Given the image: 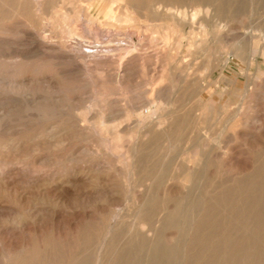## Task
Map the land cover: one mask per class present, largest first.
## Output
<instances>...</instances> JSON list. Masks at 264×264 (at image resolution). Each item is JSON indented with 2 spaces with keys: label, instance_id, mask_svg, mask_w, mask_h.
Here are the masks:
<instances>
[{
  "label": "rangeland",
  "instance_id": "obj_1",
  "mask_svg": "<svg viewBox=\"0 0 264 264\" xmlns=\"http://www.w3.org/2000/svg\"><path fill=\"white\" fill-rule=\"evenodd\" d=\"M167 8H171V12ZM194 11L197 13L192 17ZM237 54L243 61L239 62L235 58ZM159 88L161 90L166 88L162 91V95ZM0 90L2 93L0 94L2 122L0 138L5 136L8 138L5 137L0 141V155L6 157L11 154L9 158L15 159L5 163L0 161L2 163L0 167L5 164L3 169L0 168L3 177L0 180V264H13L12 260L15 259L17 262L26 251L41 249L45 244L53 246L59 253L57 259L60 264L64 262L61 263L63 258L66 260L63 264H69L75 253V258L82 260L81 263L96 264L98 244L93 239L86 241L83 235L85 236L91 229L95 231L99 228L104 231L103 234L109 229V246L107 245L108 248L105 247L101 253L102 260L99 264L105 262L106 264L113 262L115 264H125V262H128L126 264H204L209 253V244L224 233V230L220 231V227V233L214 231L213 235L210 234L214 237L209 239L208 236L205 241L208 243L203 244L204 230L197 232L196 226L204 217L208 204L220 201L216 217L221 220L223 217L221 222L224 224L226 221L223 226L226 228L231 225L229 219H237L232 215L230 208L227 209L226 198L238 203L246 189L253 186L255 192V197L252 199L253 218L264 215V188H260L264 186L262 182L264 177H261L264 173L262 168L264 167V0H22L21 2L0 0ZM156 91L160 97L157 96ZM31 96L34 98L32 99ZM159 103L163 107V112L167 114L166 122L168 121L170 125L175 122L176 124L171 126H175L173 129L177 128V132L160 133V130L155 132L156 129L148 132L149 127L143 128L148 122L141 124L136 120V114L141 112L142 115H146L147 112L154 111L157 105L160 106ZM90 104H95L94 109ZM127 111L135 116H130L128 112V117ZM83 113L89 115L87 119L91 118L82 120L85 117ZM101 116L105 118L101 120ZM80 124L87 126L83 129L80 128ZM109 125L112 127L106 128ZM52 126L62 132L55 131V134L49 135L47 132ZM67 127H71L68 131L71 129L69 132H73L74 135L76 134L74 131L80 130L82 133H77L80 137L69 139L70 144L67 143V146H73L71 150L69 149L71 147H68L65 152H70V155L57 152L59 154L57 158V153L54 151L52 153L51 147L48 148L47 140H51L52 137V140L56 137L65 138ZM98 128H105L103 131L109 134L105 133V137ZM115 128H119L120 131ZM109 129H112V132L118 131V137L115 138L116 135L113 136ZM40 130L46 135L44 136ZM83 130H86V133L88 131V134L85 135ZM175 132L179 133L173 134ZM99 133L100 135H97ZM156 134L158 137L160 135V138H157ZM161 134H165V137ZM168 134L173 135L170 138ZM79 138L82 139L80 143ZM6 139L7 142H4ZM72 140L79 141L75 143ZM134 140L136 146L133 145ZM104 141L106 143L108 141V147ZM63 143L65 144L66 141ZM156 143L161 145L158 146ZM28 145L32 146L27 149ZM109 145L115 155L109 150ZM120 145H125V148ZM18 146L22 149L20 150ZM40 146L42 148H38ZM115 146L116 148H113ZM33 147L39 149L40 154L35 153L39 154L37 159L44 160L43 163L35 162ZM103 149L110 152L102 151ZM8 150L11 153H7ZM30 150L31 152L28 153ZM122 150H126L127 153L124 154ZM123 155L130 159L129 162L133 161L131 168L135 170L133 169L131 175H128L125 167H122L127 160ZM233 156L235 157L231 158ZM21 158H24V161ZM116 160L119 162L117 163ZM12 162L18 163V166L13 165ZM176 167H180V170ZM259 167L262 169L259 170ZM184 174L189 177L188 179L186 177V183L183 179ZM253 177H256L255 182ZM53 179H55L54 183L51 182ZM85 180L87 182H84ZM241 185L244 188H239ZM146 188L147 191L144 192ZM162 189L168 191L164 193ZM139 196L142 197H140L141 203ZM13 199L15 201H12ZM257 199L263 202V207H259ZM16 200L19 202L17 203ZM180 201L186 203L182 217L184 230L182 228L180 230L179 225L172 227L165 220V216ZM28 206L32 208L31 211L28 210ZM109 208L121 212L117 217H122H116L118 220L115 218L116 225L114 219L105 220L104 215ZM149 211H153L154 216L152 213V216H149ZM21 212L25 216L30 212L33 218L31 217V220L27 216L25 225L20 228L18 224L11 222L10 217ZM38 213H41L43 218H40ZM227 220L230 221V225L227 224ZM135 225L140 229L135 228ZM247 226L246 230H249L245 232L247 236L256 234L253 227L248 224ZM138 230L140 233H137ZM233 231L237 235L240 232L238 229ZM113 236L115 239L112 238ZM208 239L212 241L209 242ZM122 246L126 247L127 250L124 251L128 256L124 254ZM255 246L258 258L255 254L256 257L253 256L250 262L247 255L241 253L244 256L242 259L239 258L242 256L238 253L239 259L236 258L238 264H264L262 262L264 231ZM119 247L122 250L120 248L117 251ZM82 248L85 250L83 251ZM165 249L169 252L168 257H164L162 253ZM119 251L122 252L120 257ZM62 253H65L66 257ZM82 254H84L83 258ZM123 256L124 259L121 258ZM162 256L163 262L160 259ZM154 257L161 262L157 263ZM72 260L70 264H80L74 258Z\"/></svg>",
  "mask_w": 264,
  "mask_h": 264
},
{
  "label": "bare ground",
  "instance_id": "obj_2",
  "mask_svg": "<svg viewBox=\"0 0 264 264\" xmlns=\"http://www.w3.org/2000/svg\"><path fill=\"white\" fill-rule=\"evenodd\" d=\"M22 0H20V2H21ZM25 1H27V0H25ZM120 2V1H119ZM126 2V1H125ZM25 3V2H24ZM24 3H23V5H24ZM26 4V3H25ZM22 5V6H23ZM29 5V4H28ZM9 6V5H8ZM17 6H19V5H17ZM27 6V5H26ZM25 6V7H26ZM9 7H11V6H9ZM24 7V8H25ZM142 7H143V5H142ZM166 9V8H165ZM167 9H169V8H167ZM7 10V9H6ZM20 10V9H19ZM171 10V8L169 9V11ZM174 10V9H173ZM117 11V10H116ZM171 12V11H170ZM173 12V11H172ZM23 13V12H22ZM169 13V12H168ZM197 13V12H196ZM195 11L191 14V16L192 17H194L195 16ZM26 14H28V12L26 13ZM72 14V13H71ZM4 15V14H3ZM6 15V14H5ZM114 17V16H113ZM61 18V17H60ZM109 18H111V17H109ZM126 18V17H125ZM63 19V18H62ZM193 19V18H192ZM110 20H112V19H110ZM114 20V19H113ZM121 20H122V18H121ZM126 20V19H125ZM56 26V25H55ZM68 32V31H67ZM192 33V32H191ZM43 44V43H42ZM244 49V48H243ZM240 50H242V49H240ZM253 49H251V51H252ZM69 53V52H68ZM238 53V52H237ZM250 53V52H249ZM73 54V53H72ZM240 54V53H239ZM245 55V54H244ZM246 57V56H245ZM249 57V56H248ZM235 58L239 61V62H241V61H243V59H241V56H239L238 54L235 56ZM235 59V60H236ZM252 59H254V57L252 58ZM249 60H250V58H249ZM249 60H248V63L250 64V62H249ZM104 61V60H103ZM101 62V61H100ZM176 62V61H175ZM244 63H246V62H244ZM13 64V63H12ZM73 65V64H72ZM120 65V64H119ZM26 67V66H25ZM120 67V66H119ZM242 67V66H241ZM121 68V67H120ZM248 69V68H247ZM128 71V70H127ZM127 71H125V72H127ZM167 73V72H166ZM116 74V73H115ZM119 74V73H118ZM254 75V74H253ZM119 76H120V74H119ZM121 77V76H120ZM190 77V76H189ZM122 78V77H121ZM120 78V79H121ZM223 78V77H222ZM123 79V78H122ZM184 79V78H183ZM119 81H121V80H119ZM165 81V80H164ZM159 82H161V81H159ZM162 83V82H161ZM158 84V83H157ZM13 87H16V86H13ZM12 87V88H13ZM18 87H19V85H18ZM9 88H11V86L9 87ZM17 89V88H16ZM20 89V88H19ZM156 89V88H155ZM14 90V89H13ZM18 90V89H17ZM21 90V89H20ZM158 90V89H157ZM159 90H161L160 88H159ZM163 90H166V88L165 89H163ZM163 90H161V95H162V91ZM250 90V89H249ZM12 91V90H11ZM10 91V92H11ZM0 92H1V90H0ZM16 92V91H15ZM20 92V91H19ZM23 92V91H22ZM25 92V91H24ZM159 92V91H158ZM165 92V91H164ZM4 93V92H3ZM13 93V92H12ZM156 93H157V91H156ZM168 93H170V92H168ZM0 94H2V93H0ZM113 94V93H112ZM158 94V93H157ZM165 94H166V92H165ZM22 95H24V93L22 94ZM27 95V94H26ZM157 96H159L160 97V94H158ZM17 97V96H16ZM26 97V96H25ZM68 97V96H67ZM31 98L33 99L34 97L33 96H31ZM45 98V97H44ZM69 98V97H68ZM10 99V98H9ZM12 99V98H11ZM10 99V100H11ZM13 99H14V97H13ZM12 99V100H13ZM16 99V98H15ZM30 99V98H29ZM70 99V98H69ZM133 99V98H132ZM3 100V99H2ZM9 100V101H10ZM20 100H22L21 98H20ZM45 100V99H44ZM54 99L52 98V101H53ZM56 100V99H55ZM67 100V99H66ZM72 100V99H71ZM1 101V100H0ZM18 101H19V99H18ZM17 101V102H18ZM23 101H26V100H23ZM23 101H21V102H23ZM28 101V100H27ZM34 101V100H33ZM73 102H74V100H72ZM145 101V100H144ZM6 102V101H5ZM14 102V101H13ZM47 102V101H46ZM57 102H58V100H57ZM132 102V101H131ZM1 103V102H0ZM8 103V102H7ZM12 103V102H11ZM10 103V104H11ZM30 103L32 104V102H31V100H30ZM52 103V102H51ZM66 103H67V101H66ZM161 103V102H160ZM160 103H159V105H160ZM165 103V102H164ZM173 103V102H172ZM18 104V103H17ZM16 104V105H17ZM19 106H21V103L19 102ZM43 104H45V103H43ZM73 104V103H72ZM75 104V103H74ZM132 104H134V101H133V103ZM136 104V103H135ZM161 104H163V103H161ZM170 104V103H169ZM41 105H42V102H41ZM69 105V104H68ZM67 105V106H68ZM78 105V104H77ZM82 105V104H81ZM91 105V108H93L94 109V105L93 104H90ZM90 105H89V107H90ZM155 105V104H154ZM153 105V106H154ZM171 105V104H170ZM18 106V105H17ZM46 106H47V104H46ZM83 106V105H82ZM93 106V107H92ZM130 107H132L131 105H129ZM163 106V105H162ZM167 106V105H166ZM50 107H51V105H50ZM87 107V106H86ZM88 107V108H89ZM97 107V106H96ZM129 107V108H130ZM134 107V106H133ZM146 107V106H145ZM184 107V106H183ZM77 108V107H76ZM81 108V107H80ZM85 108V107H84ZM135 108V107H134ZM137 108H138V106H137ZM144 108V107H143ZM149 108V107H148ZM165 108V107H164ZM179 108V107H178ZM83 109V108H82ZM86 109V108H85ZM92 109V110H93ZM103 109V108H102ZM101 109V110H102ZM132 109V108H131ZM145 109V108H144ZM150 109V108H149ZM180 109V108H179ZM182 109V108H181ZM180 109V110H181ZM76 110V109H75ZM89 111H91L90 109H88ZM133 110V109H132ZM132 110H129V111H131L132 112ZM135 110V109H134ZM138 110H140V109H138ZM147 110V109H146ZM93 111H96V110H93ZM129 111H127L126 113H127V115H128V117H129V114L131 113V112H129ZM136 111H137V109H136ZM152 111V110H151ZM98 112V111H97ZM96 112V113H97ZM103 112V111H102ZM128 112H129V114H128ZM135 112V111H134ZM139 112V111H138ZM176 112V111H175ZM178 112H179V110H178ZM37 113V112H36ZM81 113V112H80ZM79 113V114H80ZM86 113H88V112H86ZM85 113V114H86ZM95 113V112H94ZM136 113V112H135ZM182 113V112H181ZM3 114V113H2ZM84 114V113H83ZM84 114V115H85ZM92 114H93V112H92ZM98 114V113H97ZM96 114V115H97ZM132 114V113H131ZM130 114V116H132ZM3 115H5V114H3ZM77 115V114H76ZM82 115V114H81ZM96 115H93V116H96ZM103 115V114H102ZM166 113L165 112H163V107H161V105L160 106H158L157 105V107L155 108V110L154 111H152V112H147V114L146 115H142L141 114V112L140 113H138V114H136V116L135 115H133V116H135V118H136V120L139 122V123H145L146 121L148 122L147 123V125H146V127H143L144 129H147L148 127H149V129H148V132H151L152 130H154V129H156L157 131H155V132H158V130H160L159 132L160 133H163V132H171V131H176V130H178L177 128L174 130L173 129V127H175V126H171V125H173L174 123H171V125L168 123V121L166 122ZM31 116V115H30ZM78 116H80V115H78ZM87 116H89V115H85V117H83V119L82 120H86L87 119ZM105 116V115H104ZM132 116V117H133ZM174 116V115H173ZM177 116V115H176ZM240 116V115H239ZM81 117V116H80ZM97 117V116H96ZM102 117V116H101ZM131 117V118H132ZM178 117V116H177ZM176 117V118H177ZM185 117V116H184ZM2 118V117H1ZM4 118V117H3ZM6 118V117H5ZM91 118V117H90ZM90 118H88V119H90ZM105 118V117H104ZM103 117H102V119L101 120H103L104 119ZM168 118V117H167ZM172 118V117H171ZM170 118V119H171ZM179 118V117H178ZM183 118V117H182ZM181 118V119H182ZM87 119V120H88ZM130 119V118H129ZM134 119V118H133ZM181 119H179L180 121H181ZM126 120H127V117H126ZM131 120V119H130ZM129 120V121H130ZM178 120V119H177ZM184 120V119H183ZM91 121V120H90ZM89 121V122H90ZM169 121H171V120H169ZM6 122V121H5ZM79 122H80V120H79ZM88 122V123H89ZM135 122V121H134ZM133 122V126H135V123ZM182 122V121H181ZM183 122H185V120L183 121ZM237 122V121H236ZM74 123V122H73ZM84 123V122H83ZM93 123V122H92ZM107 123V122H106ZM127 123V122H126ZM137 123V122H136ZM234 123V122H233ZM7 124V123H6ZM8 124H9V122H8ZM76 124H78V122L76 123ZM86 124V123H85ZM104 124V123H103ZM146 124V123H145ZM145 124H143V126L145 125ZM176 124V123H175ZM235 124V123H234ZM3 125H5V123H3ZM10 125V124H9ZM48 124H46V126H47ZM102 125V124H101ZM106 125V124H105ZM105 125H102V126H105ZM126 125V124H125ZM127 125H128V123H127ZM126 125V126H127ZM129 125H130V123H129ZM2 126V122H1V119H0V127ZM55 126V125H54ZM59 126H62V125H59ZM76 126V125H75ZM85 126H87V125H83V124H80V128H82L83 127V129H85L86 127ZM184 126V125H183ZM9 127V126H8ZM44 127H45V124H44ZM63 127V126H62ZM78 127H79V125H78ZM89 127H90V124H89ZM94 126L92 125V129L94 130V128H93ZM111 128L112 126H108V127H106V128ZM116 127V126H115ZM118 127H121V126H118ZM129 127V126H128ZM127 127V128H128ZM131 127V126H130ZM142 127V126H141ZM230 127V126H229ZM228 127V128H229ZM233 127V126H232ZM2 128V127H1ZM13 128V127H12ZM51 128V127H50ZM69 128H71V127H67V131H68V129ZM72 128H74V126L72 127ZM100 128V127H99ZM98 128V130L100 131H102L104 134L105 133H108V132H105V131H103L104 129L102 128V129H99ZM138 128V127H137ZM140 128V127H139ZM235 128V127H234ZM3 129H6V128H4L3 127ZM9 129V128H8ZM49 129V128H48ZM47 129V130H48ZM58 129H59V127H58ZM61 129H63V128H61ZM88 129V128H87ZM97 128H95V130H96ZM115 129H118V131H120L119 130V128H115ZM232 129V128H231ZM41 130H42V128H41ZM40 130V131H41ZM45 130V129H44ZM65 130V129H64ZM71 130V129H70ZM69 130V131H70ZM75 130H76V127H75ZM109 130H111L110 132L113 134V136H115L116 135V137L115 138H117L118 136V131L117 132H112V129H109ZM229 130V129H228ZM55 131H57L56 130V128H54L53 126H52V128L47 132L49 135H51V134H55ZM59 131V130H58ZM57 131V132H58ZM67 132V133H65L67 136H65V138L63 137H60V139L59 138H57L56 136H54V140H52L53 139V137L51 138V140H47V142H48V148H50L51 147V152L52 151H54V152H63V153H68V152H65V151H67V149H68V147H71V148H69L70 150L72 149V146L73 145H69V146H67L68 144L67 143H69L70 144V138H74V137H80L77 133L79 132H81L80 130L78 131V132H75L74 130V133H76L75 135L73 134V132L71 133V132ZM86 130H83V132H85ZM90 131V130H89ZM101 131H100V133H101ZM108 131V130H107ZM137 131V130H136ZM139 131H140V129H139ZM182 131V130H181ZM9 132V131H8ZM35 132V131H34ZM38 132H39V130H38ZM42 133H43V131H41ZM46 132V131H45ZM59 132H62V131H59ZM93 132V131H92ZM91 132V133H92ZM138 132V131H137ZM136 132V133H137ZM177 132V131H176ZM173 133V134H178V133ZM1 133V132H0ZM3 133H4V131H3ZM63 133V134H64ZM82 133V132H81ZM86 133V132H85ZM90 133V132H89ZM96 133V132H95ZM95 133H93L94 135H95ZM100 133L99 134H97V135H100ZM103 133H101V134H103ZM110 133V134H111ZM117 133V134H116ZM145 133V132H144ZM186 133V132H185ZM5 134H6V132H5ZM41 134V133H40ZM88 134V131H87V133L85 134V135H87ZM109 134V133H108ZM149 134V133H148ZM152 134V133H151ZM155 134V133H154ZM172 134V135H173ZM3 135V134H2ZM7 135V134H6ZM43 135H44V133H43ZM42 135V136H43ZM45 135H46V133H45ZM44 135V136H45ZM49 135H47V136H49ZM76 135H78V136H76ZM81 135V134H80ZM153 135V134H152ZM161 135H163V137H165L164 135L165 134H161ZM169 136H170V138H171V134H168ZM229 135V134H228ZM8 136V135H7ZM41 136V137H42ZM52 136V135H51ZM58 136V135H57ZM60 136V135H59ZM89 136H90V134H89ZM91 136H93V135H91ZM102 136V135H101ZM101 136L99 137V139L101 138ZM122 136V135H121ZM156 136H157V134H156ZM3 137H4V135H3ZM6 137V136H5ZM4 137V138H5ZM40 137V136H39ZM38 136H37V138H39ZM40 137V138H41ZM95 137V136H94ZM102 137H104V136H102ZM105 137H106V134H105ZM119 137H120V134H119ZM136 137V136H135ZM4 138H0V141H3V139ZM7 138V137H6ZM36 138V137H35ZM34 138V139H35ZM44 137H42V139H43ZM62 138V139H61ZM82 138V137H81ZM85 138V137H84ZM91 139H92V137H90ZM96 138H98V136L96 137ZM108 138V137H107ZM114 138V137H113ZM120 138H122V137H120ZM120 138L118 139V140H120ZM157 138H160V135H159V137L157 136ZM2 139V140H1ZM8 139V138H7ZM7 139L6 140H4V142H7ZM41 139V140H42ZM64 139H68L69 141L67 142V140H64ZM80 139V138H79ZM87 139V138H86ZM85 139V140H86ZM111 139V138H110ZM135 139V138H134ZM36 140V139H35ZM88 140H89V138H88ZM96 140V139H95ZM101 140V139H100ZM104 140H107V139H104ZM115 140H117V139H115ZM130 140H131V138H130ZM140 140V139H139ZM145 140V139H144ZM149 140V139H148ZM152 140V139H151ZM171 140V139H170ZM181 140V139H180ZM217 140H218V138H217ZM9 141V140H8ZM12 141V140H11ZM16 141V140H15ZM38 141H39V139H38ZM63 141H66V143L64 144L63 143ZM72 141H74V140H72ZM76 141V140H75ZM74 141V142H75ZM79 140H77V142H78ZM82 141V139H80V141H79V143ZM97 141H98V139H97ZM108 141H110V140H108ZM108 141H107V143H108ZM127 141V140H126ZM132 141V140H131ZM143 141V140H142ZM147 141V140H146ZM146 141H145V143H146ZM169 141V140H168ZM12 142H14V141H12ZM17 142V141H16ZM20 142V141H19ZM41 142V141H40ZM77 142H75V143H77ZM128 142V141H127ZM140 142V141H139ZM144 142V141H143ZM162 142H163V140H162ZM166 142V141H165ZM219 142V141H218ZM11 143V142H10ZM23 143V142H22ZM28 143V142H27ZM36 143V142H35ZM101 143L103 144V142L101 141ZM104 143H106V141H104ZM106 143V146L108 145ZM111 143H114V142H111ZM110 143V144H111ZM130 143H132V142H130ZM148 143V142H147ZM3 144V143H2ZM5 144V143H4ZM3 144V145H4ZM9 144V143H8ZM15 144V143H14ZM13 144V146H15ZM20 143H18V145H19ZM25 144V143H24ZM31 144V143H30ZM41 144V143H40ZM39 144V145H40ZM47 144V143H46ZM116 144V143H115ZM118 144H119V142H118ZM127 144V143H126ZM135 144V146L137 145L136 144V141L134 140L133 141V145ZM138 144H140V143H138ZM155 144V143H154ZM157 145H158V143H156ZM168 144V143H167ZM172 144V143H171ZM6 145V144H5ZM26 145V144H25ZM25 145H24V147H25ZM34 145V144H33ZM36 145V144H35ZM34 145V146H35ZM38 145V144H37ZM105 145V144H104ZM112 145V144H111ZM131 145V144H130ZM148 145H149V143H148ZM151 145V144H150ZM161 145V144H160ZM160 145H158V146H160ZM13 146H12V148H13ZM21 146V145H20ZM20 146H18L19 147V149L21 148ZM32 146V145H31ZM31 146H26V148L27 147H31ZM42 146H44V145H42ZM46 146V145H45ZM106 146H104L105 148H106ZM117 146V145H116ZM116 146L115 147H113V148H116ZM122 146H124V148H125V145H122ZM121 145H120V147H122ZM127 146H129V145H127ZM145 146H147V145H145ZM163 146V145H162ZM161 146V147H162ZM165 146V145H164ZM163 146V147H164ZM8 147H9V145H8ZM10 147H11V144H10ZM80 147H81V145H80ZM91 147V146H90ZM102 147V146H101ZM108 147V146H107ZM109 147H110V149L109 150H111V153H112V147L109 145ZM153 147V146H152ZM162 147V148H163ZM7 148V147H6ZM17 148V147H16ZM15 148V149H16ZM34 148V147H33ZM38 148H42L41 146L40 147H38ZM37 147H35L34 149H33V152L35 153V152H38L39 151V149H38ZM154 148H156V147H154ZM160 147H158V149H159ZM167 148V147H166ZM173 148V147H172ZM8 149V148H7ZM7 149H5V150H7ZM10 149V148H9ZM14 149V148H13ZM18 149V148H17ZM16 149V150H17ZM18 149V150H19ZM22 149V148H21ZM20 149V150H21ZM28 149V148H27ZM26 149V150H27ZM30 149V148H29ZM32 149V148H31ZM44 149V148H43ZM107 149V148H106ZM102 150V151H105V152H108L107 150ZM126 149H127V147H126ZM133 149H135V148H133ZM132 149V150H133ZM157 149V150H158ZM1 150V149H0ZM17 150V151H18ZM24 150V149H23ZM22 150V151H23ZM47 150H49V149H47ZM116 150V149H115ZM140 150V149H139ZM156 150V151H157ZM42 151V150H41ZM45 151V150H44ZM101 151V152H102ZM113 151H114V149H113ZM119 151V150H118ZM123 152H124V154H126L125 153V151L126 150H122ZM121 151V152H122ZM128 151V150H127ZM134 151V150H133ZM138 151V150H137ZM7 152V151H6ZM27 152V151H26ZM31 152V150L30 151H28V153H30ZM32 152V153H33ZM46 152V151H45ZM45 152H43V153H45ZM110 152V151H109ZM108 152V153H109ZM135 152V151H134ZM139 152V151H138ZM137 152V153H138ZM7 153H11V152H9V150H8V152ZM6 153V154H7ZM16 153V152H15ZM21 153V152H20ZM39 153V152H38ZM53 153V152H52ZM57 153V158H58V154ZM70 153V152H69ZM68 153V154H69ZM82 153V152H81ZM103 153V152H102ZM102 153L100 154V155H102ZM108 153H106V154H108ZM136 153V152H135ZM165 153V152H164ZM167 153V152H166ZM169 153V152H168ZM167 153V154H168ZM1 154V153H0ZM40 154V153H39ZM39 154H33V156H34V159H35V162H39V163H43V161H41L40 159H37V158H39ZM48 154V153H47ZM49 154H50V152H49ZM98 154V153H97ZM112 154H114V153H112ZM118 154V153H117ZM123 154V153H122ZM183 154H184V152H183ZM183 154H181V155H183ZM215 154V153H214ZM19 155V154H18ZM25 155V154H24ZM63 155V157H64V154H62ZM70 155V154H69ZM96 155V154H95ZM99 155V156H100ZM110 155V154H109ZM115 155V154H114ZM114 155H112V157L114 156ZM120 155H121V153H120ZM140 155V154H139ZM227 155V154H226ZM3 156H6V155H3ZM9 156H11V154L9 155ZM9 156L7 155L6 157H2L1 155H0V161H3L4 163L5 162H11V161H14V160H12L11 158H13V157H11V158H9ZM13 156V155H12ZM52 156V155H51ZM66 157H68L67 155H65ZM72 156V155H71ZM124 156V155H123ZM123 156H121V158H123ZM128 156V155H127ZM130 156V155H129ZM135 156V155H134ZM141 156V155H140ZM148 156V155H147ZM168 156V155H167ZM180 156V155H179ZM15 157H17V156H15ZM22 157V156H21ZM31 157V156H30ZM55 157H56V154H55ZM65 157V158H66ZM73 157V156H72ZM95 157V156H94ZM97 157V156H96ZM125 157V156H124ZM166 157V156H165ZM169 157V156H168ZM183 157V156H182ZM194 157V156H193ZM213 157H214V155H213ZM235 156H233V157H231V158H234ZM18 158H20V156L18 157ZM17 158V159H18ZM26 158H27V156H26ZM25 158V159H26ZM42 158V157H41ZM44 158V157H43ZM47 158V157H46ZM61 158V157H60ZM100 158H102V157H100ZM107 158H108V155H107ZM114 158V157H113ZM120 157H119V159H121ZM128 158V157H127ZM126 157H125V160L127 159ZM137 158V157H136ZM231 158H229V159H231ZM237 158V157H236ZM22 159V158H21ZM24 159V158H23ZM22 159V160H23ZM64 159V158H63ZM69 159V158H68ZM76 159V158H75ZM75 159H73L74 160V163H75ZM91 159V158H90ZM116 159H118L117 158V156H116ZM146 159V158H145ZM164 159V158H163ZM167 159V158H166ZM171 159V158H170ZM169 159V160H170ZM28 160V159H27ZM26 160V161H27ZM72 160V158H70V161ZM112 160V159H111ZM129 160L130 159H127L126 161H125V166L123 165L122 167H125L126 168V171L129 173L128 175H131V173L133 172V169L135 170V168H131V166H132V160H131V162H129ZM231 160H233V159H231ZM236 160V159H235ZM24 161V160H23ZM29 161V160H28ZM124 161V160H123ZM135 161V160H134ZM136 161H137V159H136ZM145 161V160H144ZM165 160H163V163H165L164 162ZM183 161V160H182ZM230 161V160H229ZM237 161V160H236ZM264 161V160H263ZM20 162V161H19ZM45 162H47L46 161V159H45ZM116 162L118 163L119 161H117L116 160ZM129 162V163H128ZM231 162V161H230ZM234 162V161H233ZM14 162H12V164H13ZM49 163V162H48ZM47 163V164H48ZM52 163H53V161H52ZM59 163V162H58ZM122 163V162H121ZM120 163V164H121ZM162 163V164H163ZM169 163V162H168ZM262 163V162H261ZM260 163V164H261ZM0 164H2V163H0ZM9 164V163H8ZM16 164V163H15ZM15 164H13V165H15ZM18 164V163H17ZM16 164V165H17ZM46 164V163H45ZM49 164H51V162L49 163ZM119 164V165H120ZM136 164V163H135ZM145 164V163H144ZM159 164V163H158ZM170 164V163H169ZM176 164V163H175ZM247 164H249V163H247ZM264 164V163H263ZM5 165V164H4ZM3 165V166H4ZM10 165V164H9ZM35 165V164H34ZM177 165V164H176ZM234 165V164H233ZM2 166V167H3ZM8 166V165H7ZM7 166H6V168H7ZM18 166V165H17ZM17 166H16V168H17ZM43 166V165H42ZM178 166V165H177ZM180 166H181V164H180ZM231 166V165H230ZM244 166V165H243ZM243 166H241V167H243ZM261 166V165H260ZM2 167H0V168H2ZM9 167V166H8ZM12 167V166H11ZM19 167H21V166H19ZM133 167V166H132ZM235 167H236V165H235ZM5 168V167H4ZM5 168V169H6ZM177 168V167H176ZM176 168H174V169H176ZM180 167H178L177 169H179ZM244 168H245V166H244ZM243 168V169H244ZM263 169H264V167H262ZM261 168V169H262ZM3 169V168H2ZM1 169V170H2ZM9 169V168H8ZM14 169V168H13ZM31 169V168H30ZM87 169V168H86ZM85 169V170H86ZM167 169H169V168H167ZM173 169V168H172ZM185 169V168H184ZM259 170H261L260 169V167L258 168ZM21 170V169H20ZM88 170V169H87ZM171 170V169H170ZM180 170V169H179ZM186 170V169H185ZM258 170V171H259ZM7 171V170H6ZM14 171V170H13ZM18 171H19V168H18ZM103 171V170H102ZM124 171H125V169H124ZM173 171V170H172ZM184 171V170H183ZM257 171V172H258ZM263 171V170H262ZM9 172V171H8ZM8 172H6V173H8ZM14 172H16V171H14ZM98 172H100V170H98ZM166 172V171H165ZM240 172V171H239ZM261 172V171H260ZM5 173V174H6ZM50 173V172H49ZM63 173V172H62ZM87 173V172H86ZM106 173V172H105ZM125 173V172H124ZM140 173V172H139ZM168 173V172H167ZM236 173V172H235ZM10 174V173H9ZM9 174H8V176H9ZM16 174V173H15ZM37 174V173H36ZM45 174H47V173H45ZM53 174V173H52ZM88 174H89V172H88ZM259 174V173H258ZM4 175V174H3ZM86 175V174H85ZM92 175V174H91ZM94 175H96V174H94ZM102 175V174H101ZM105 175V174H104ZM107 175H108V173H107ZM149 175V174H148ZM183 175V174H182ZM260 175V174H259ZM258 175V176H259ZM12 176V175H11ZM169 176H171V175H169ZM255 176V175H254ZM257 175H256V177H258ZM40 177H42V176H40ZM39 177V178H40ZM86 177H87V175H86ZM93 177V176H92ZM102 177V176H101ZM107 177V176H106ZM111 177V176H110ZM186 177H187V179L189 178L186 174H184V177H183V179L185 180V182L184 183H186ZM251 177V176H250ZM255 177V178H256ZM261 177H264V173H263V176H261ZM2 174L0 173V180H2ZM12 178V177H11ZM48 178V177H47ZM54 178H56V175H55V177ZM97 178V177H96ZM105 178V177H104ZM103 178V179H104ZM108 178V177H107ZM130 178V177H129ZM148 178V177H147ZM166 178V177H165ZM252 178V177H251ZM254 178V177H253ZM253 179L254 181L253 182H255V180L256 179ZM42 179V178H41ZM58 179V178H57ZM63 179V178H62ZM61 179V180H62ZM93 179V178H92ZM146 179V178H145ZM166 179H168V178H166ZM172 179V178H171ZM182 179V178H181ZM260 179V178H259ZM38 180V179H37ZM43 180V179H42ZM60 180V179H59ZM90 180V179H89ZM88 180V181H89ZM102 180V179H101ZM106 180V179H105ZM128 180V179H127ZM262 180V179H261ZM6 181V180H5ZM8 181V180H7ZM49 181V180H48ZM51 181V180H50ZM65 181V180H64ZM70 181H71V179H70ZM98 181V180H97ZM100 181V180H99ZM102 181H104V180H102ZM142 181V180H141ZM37 182V181H36ZM44 182V181H43ZM52 183H54L55 182V179H53L52 181H51ZM62 182V181H61ZM84 182H87L86 180L84 181ZM90 182V181H89ZM106 182V181H105ZM139 182V181H138ZM161 182H162V179H161ZM182 182V181H181ZM263 183H264V181H262ZM262 182H260V184L262 183ZM2 183V182H1ZM3 183H6V182H3ZM65 182H63V184H64ZM67 183V182H66ZM251 183V182H250ZM39 184H41V183H39ZM50 184V183H49ZM56 184H57V182H56ZM62 184V183H61ZM67 184H69V183H67ZM93 184H95V183H93ZM102 184V183H101ZM255 184V183H254ZM46 185H48V184H46ZM53 185V184H52ZM58 185H60V184H58ZM57 185V186H58ZM110 185V184H109ZM152 185V184H151ZM150 185V186H151ZM177 185V184H176ZM179 185V184H178ZM207 185V184H206ZM264 185V184H263ZM262 185V186H263ZM1 186V185H0ZM43 186V185H42ZM41 186V187H42ZM44 186H45V184H44ZM102 186V185H101ZM105 186V185H104ZM153 186V185H152ZM172 186V185H171ZM181 185H179L178 187H180ZM6 187V186H5ZM4 186H3V188H5ZM157 187V186H156ZM186 187V186H185ZM243 186L241 185V187H239V188H242ZM250 187V186H249ZM48 188H49V186H48ZM181 188V187H180ZM244 188V187H243ZM248 188V187H247ZM260 188H264V186L263 187H260ZM1 189V188H0ZM67 189V188H66ZM126 189V188H125ZM157 189V188H156ZM261 189V190H262ZM5 190V189H4ZM3 190V191H4ZM59 190V189H58ZM62 190V189H61ZM71 190V189H70ZM79 190V189H78ZM113 190V189H112ZM116 190V189H115ZM151 190V189H150ZM12 191V190H11ZM64 191V190H63ZM66 191V190H65ZM84 191V190H83ZM105 191V190H104ZM111 191V190H110ZM117 191V190H116ZM115 191V192H116ZM145 191H147V188H146V190H144V192ZM155 191V190H154ZM168 191V190H167ZM167 191H164L163 189H162V192H167ZM172 191V190H171ZM186 190H184V192H185ZM233 191V190H232ZM16 192V191H15ZM47 192H48V190H47ZM114 192V193H115ZM119 192H120V190H119ZM127 192V191H126ZM136 192V191H135ZM162 192H160V194L162 193ZM225 192V191H224ZM229 192L230 191H228V194H229ZM18 193V192H17ZM46 193V192H45ZM143 193V192H142ZM148 193H149V189H148ZM226 193H227V190H226ZM240 193H242V192H240ZM21 194V193H20ZM48 194V193H47ZM116 194V193H115ZM120 194V193H119ZM124 194V193H123ZM144 194V193H143ZM142 194V195H143ZM145 194H147V193H145ZM150 194H151V192H150ZM163 194V193H162ZM172 194V193H171ZM255 192H254V187L252 186V188H249V189H246V191H245V193H244V195H243V197L240 199V201L237 203V202H235V201H233V200H229V199H227L226 198V200H225V205L227 206L228 205V208L227 209H229L230 208V211H231V213H233L232 215L233 216H235L237 219H233V220H231V219H229L230 221H231V225L229 224L230 223V221L229 220H227V224H229L230 226H227V225H225V226H227L226 228H224L223 226H224V224H226L225 222H224V224L221 222L222 220H223V217H222V220L221 219H218L216 216H218V213H217V210H218V207H219V204H220V201L219 200H217V201H213V202H211L210 204H208V206H207V209H205V213H204V217L199 221V223H198V226H196V231L197 232H199V230H201V229H203L204 230V232H203V234H204V236H203V244L204 243H208V242H205L206 241V239H207V237L208 236H210V238L209 239H212L214 236H212L213 235V232L214 231H218L219 233H220V231H222L223 232V230H224V233H222V236L220 237L219 235V238L216 236L217 235V233L215 234V237H217V239L215 240V241H212V240H210V241H212V243H210L209 245V253H208V251H206L207 253H208V257L204 260V264H238L239 262H237L238 260L237 259H239V258H242V259H244V256L243 255H241V253L242 254H245V255H247L246 257L247 258H250V262H251V260H252V258H253V256L254 257H256L257 256V254H256V250L254 249V246H255V244H256V241H258V238H259V236L260 235H262L263 234V231H264V215L263 214H261L260 216L258 215V216H256L255 218H253V213H254V211H253V202H252V199H253V197H255ZM16 195H18V194H16ZM23 195V194H22ZM135 195V194H134ZM138 195H141V194H138ZM225 195H227V194H225ZM254 195V196H253ZM259 195H261V193L259 194ZM13 196V195H12ZM46 196V195H45ZM48 196V195H47ZM100 196V195H99ZM159 196V195H158ZM169 196V195H168ZM173 196V195H172ZM239 196V195H238ZM15 197H17V196H15ZM24 197V196H23ZM108 197V196H107ZM111 196H109L108 198H110ZM141 196H139V198H140ZM146 197V196H145ZM174 197V196H173ZM176 197V196H175ZM49 198V197H48ZM113 198V197H112ZM126 198V197H125ZM137 198V197H136ZM142 198V197H141ZM141 198L139 199V202H140V200H141ZM172 198V197H171ZM16 199V198H15ZM21 199V198H20ZM104 199V198H103ZM169 199V198H168ZM109 200V199H108ZM153 200H155V198L153 199ZM159 200V199H158ZM176 200H178V199H176ZM12 201H15L14 199L12 200ZM17 201V200H16ZM24 201V200H23ZM22 201V202H23ZM27 201V200H26ZM102 201V200H101ZM103 201H105V200H103ZM174 201V200H173ZM222 201V200H221ZM231 201H233V202H231ZM6 202V201H5ZM19 202V200L17 201V203ZM30 202V201H29ZM108 202V201H107ZM158 202V201H157ZM235 202V203H234ZM256 202H257V204L259 205V207L260 206H262V204H263V202H261V201H258V199L256 200ZM16 203V202H15ZM27 203V202H26ZM31 203V202H30ZM29 203V204H30ZM103 203V202H102ZM111 203V202H110ZM136 203V202H135ZM134 203V204H135ZM141 203V202H140ZM151 203H152V201H151ZM161 203V202H160ZM175 203V202H174ZM177 203V202H176ZM28 204V203H27ZM143 204V203H142ZM186 204V203H185ZM184 202L183 201H180V202H178L177 204H176V206L173 208L172 206H171V208H173L166 216H165V220L166 221H168V223L170 224V225H172V227H173V225H179L180 227H178V228H180V230H184V221H182V217H183V215H184V211H185V209H184ZM256 204V205H257ZM31 205V204H30ZM29 205V206H30ZM156 205H157V203H156ZM207 205V204H206ZM18 206H19V204H18ZM26 206V205H25ZM28 206V207H29ZM90 206V205H89ZM31 207V206H30ZM29 207V209L28 210H30L31 211V209L32 208H30ZM108 207V206H107ZM111 207V206H110ZM118 207V206H117ZM142 206H140V208H141ZM145 207V206H144ZM159 207V206H158ZM169 207V206H168ZM258 207V208H259ZM263 207V206H262ZM38 208V207H37ZM112 208V207H111ZM111 208H109L108 210H106L107 212H106V214L104 215L105 216V220H110V219H114V221H115V218L117 217V215H118V213L120 212V211H118L117 209V211L116 210H114V209H111ZM114 208V207H113ZM165 208V207H164ZM206 208V207H205ZM20 209V208H19ZM26 209V208H25ZM138 209V208H137ZM170 209V208H169ZM24 210V209H23ZM34 210H36L35 208H34ZM38 210V209H37ZM105 210H104V212H105ZM140 210V209H139ZM146 210H148V209H146ZM264 210V209H263ZM20 211V210H19ZM26 211H27V209H26ZM141 211V210H140ZM259 211V210H258ZM18 212V211H17ZM25 212V211H24ZM28 212V211H27ZM34 212V211H33ZM38 211H36V213H37ZM150 213H148L149 214V216L151 215V213H152V215H153V211H149ZM19 213V212H18ZM82 213V212H81ZM121 213V212H120ZM230 213V214H231ZM264 213V212H263ZM33 214V213H32ZM39 215L41 214V213H38ZM12 215H13V213H12ZM138 215H140V214H138ZM138 215H136V216H138ZM142 215V214H141ZM151 215V216H152ZM27 216H28V218L30 217V219H31V217L33 218V216L30 214V212L29 213H26V216L25 215H23V212H21L19 215L17 214V215H13V216H9L10 217V220H11V222L12 223H16V225L18 224V226L21 228V226H23V225H25V222L27 221L26 220V218H27ZM43 216V215H42ZM41 215H40V218H43ZM80 216V215H79ZM83 216V215H82ZM118 216H120V215H118ZM143 216H147V215H143ZM154 216V215H153ZM159 216V215H158ZM157 216V217H158ZM221 216V215H220ZM36 217H37V215H36ZM39 217V216H38ZM122 217V216H121ZM121 217H117V218H121ZM156 217V218H157ZM216 217V218H215ZM116 218V219H117ZM139 218V217H138ZM137 218V219H138ZM148 218V217H147ZM153 218V217H152ZM9 219V218H8ZM7 219V220H8ZM140 219V218H139ZM149 219V218H148ZM158 219H160V216H159V218ZM186 219V218H185ZM184 219V220H185ZM32 220V219H31ZM39 220V219H38ZM118 220V219H117ZM150 220V219H149ZM1 221V220H0ZM44 221V220H43ZM119 221H121V220H119ZM118 221V222H119ZM161 221V220H160ZM229 221V222H228ZM3 222V221H2ZM34 222V221H33ZM36 222V221H35ZM40 222H42V221H40ZM101 222V221H100ZM105 222V221H104ZM149 222H151V221H148V223ZM185 222H186V220H185ZM28 223V222H27ZM108 223V222H107ZM121 223V222H120ZM135 223V222H134ZM155 223V222H154ZM244 223V224H243ZM33 224V223H32ZM96 224V223H95ZM109 224H111V223H109ZM113 224V223H112ZM133 224V223H132ZM140 224V223H139ZM164 224V223H163ZM223 224V225H222ZM247 224L248 225H250L251 227H253V229H254V231L256 232V234H248V236L246 235V231H249V230H246V229H248V226H247ZM35 225H36V223H35ZM91 224H89V226H90ZM98 225V224H97ZM105 225V224H104ZM104 225H102L103 227H104ZM115 225H116V221H115ZM120 224H118V226H119ZM157 225V224H156ZM30 226H31V224H30ZM86 226V225H85ZM92 226V225H91ZM110 226V225H109ZM123 226V225H122ZM136 226V225H135ZM142 226V225H141ZM36 227V226H35ZM93 227V226H92ZM98 227H100V226H98ZM102 227V228H103ZM108 227V226H107ZM114 227V226H113ZM134 227V226H133ZM138 227V225L135 227V228H137ZM145 227V226H144ZM148 227V226H147ZM157 227V226H156ZM175 227V226H174ZM177 227V226H176ZM220 227H221V229H220ZM85 229H86V227H84ZM139 228V227H138ZM155 228V227H154ZM158 228V227H157ZM182 228V229H181ZM224 228V229H223ZM82 229V228H81ZM89 229V228H88ZM96 229V228H95ZM101 228H99V229H97V230H95V231H93V229H91V231H89V232H86V230H85V232H86V234H85V236L83 235V237H85L84 239H86V241H91L92 239L94 240V242L96 243V244H98V246H97V249H98V261H97V263L96 264H99V262H100V260H102V259H100L101 257H102V255H101V253L103 252V250H104V248L106 247V248H108L107 247V245H108V238H109V233H108V231H109V229L107 230V232L106 233H104L103 234V232L100 230ZM113 229V228H112ZM121 229V228H120ZM120 229L118 230L119 232H121L120 231ZM140 229V228H139ZM146 229V228H145ZM144 229V230H145ZM150 229V228H149ZM219 229H220V231H219ZM237 229H238V231H240L239 232V234L237 235V233L235 232V231H233V230H236L237 231ZM24 230V229H23ZM33 230V229H32ZM82 230H84V229H82ZM105 230V229H104ZM116 230V229H115ZM122 230V229H121ZM134 231L135 230H137V229H133ZM142 230V229H141ZM179 230V231H180ZM243 230V231H242ZM134 231H132V232H134ZM147 231V230H146ZM145 231V232H146ZM194 231V230H193ZM196 231H194V232H196ZM84 232V231H83ZM143 233H144V231H142ZM154 232V231H153ZM185 233H186V231H184ZM196 232V233H197ZM202 232V231H201ZM13 233V232H12ZM35 233V232H34ZM124 233V232H123ZM137 233H140L139 232V230L137 231ZM177 233V232H176ZM182 233H183V231H182ZM249 233V232H248ZM8 234V233H7ZM11 234V233H10ZM114 234H115V231H114ZM121 234H122V232H121ZM134 234V233H133ZM146 234V233H145ZM150 234V233H149ZM210 234H212V235H210ZM120 235V234H119ZM135 235H136V233H135ZM138 235V234H137ZM148 235V234H147ZM165 235H167V234H165ZM246 235V236H245ZM14 236V235H13ZM115 236V235H114ZM114 236L112 237L113 239H115L114 238ZM116 236H118V235H116ZM121 236V235H120ZM123 236V235H122ZM139 236V235H138ZM149 236V235H148ZM212 236V237H211ZM83 237H81V238H83ZM111 237V236H110ZM139 237H142V236H139ZM13 238V237H12ZM112 238H110V239H112ZM119 238V237H118ZM133 238V237H132ZM136 238H137V236H136ZM245 238H247V239H245ZM124 239V238H123ZM169 239V238H168ZM196 239V238H195ZM194 239V240H195ZM209 239L207 240V241H209ZM215 239V238H214ZM213 239V240H214ZM118 240V239H117ZM120 240H121V237H120ZM63 241V240H62ZM111 241V240H110ZM114 242H115V240H113ZM112 241V242H113ZM209 241V242H210ZM193 242V241H192ZM260 242V241H259ZM35 243V242H34ZM83 243V242H82ZM116 243V242H115ZM258 243V242H257ZM36 244V243H35ZM89 244V243H88ZM110 244V243H109ZM120 244V243H119ZM76 245V244H75ZM81 245V244H80ZM86 245V244H85ZM118 245V244H117ZM21 246V245H20ZM34 246V245H33ZM41 246H43V245H41ZM56 246V245H55ZM54 246V247H55ZM58 246V245H57ZM91 246V245H90ZM109 246V245H108ZM112 246L114 247V244H112ZM120 246V245H119ZM204 246V245H203ZM245 246H247V248L245 247ZM80 247V246H79ZM92 247V246H91ZM96 247V246H95ZM95 247H93L94 248V250H95ZM117 247V246H116ZM207 247V246H206ZM256 247V246H255ZM257 247H259V246H257ZM263 247V246H262ZM261 247V248H262ZM30 248V247H29ZM29 248H27V249H29ZM35 248V247H34ZM86 248H87V246H86ZM92 248V249H93ZM120 248L121 247H119L118 249H117V251L118 250H120ZM122 248H123V246H122ZM122 248H121V250H122ZM126 248V247H125ZM125 248H123V251H124V249ZM165 248H167V247H165ZM264 248V247H263ZM262 248V249H263ZM83 249V251L85 250V248H82ZM91 249V250H92ZM110 249V248H109ZM113 249V248H112ZM207 249V248H206ZM107 250V249H106ZM115 250V249H114ZM125 250H127V249H125ZM156 250H157V248H156ZM159 250V249H158ZM162 250V249H161ZM170 250H172V248L170 249ZM264 250V249H263ZM21 251V250H20ZM87 251V250H86ZM110 251H111V249H110ZM116 251V250H115ZM132 251V250H131ZM61 252H63V251H61ZM68 252V251H67ZM76 252V251H75ZM75 252H73V253H75ZM80 252V251H79ZM106 251H104V253H105ZM113 252V251H112ZM120 252L121 251H119V253L118 254H120ZM125 253V255H126V251H124ZM263 252V251H262ZM107 253V252H106ZM161 253V252H160ZM159 253V254H160ZM162 253L164 254V257L166 256V257H168V254H169V252L165 249V250H163L162 251ZM161 253V254H162ZM173 253V252H172ZM238 253H240V255L242 256V257H239V258H237V254ZM110 254V253H109ZM114 254V253H113ZM117 254V253H116ZM121 254H122V252H121ZM121 254L119 255V257L121 256ZM152 254V253H151ZM157 254H158V252H157ZM255 254H256V256H255ZM259 254V253H258ZM59 255V253H57V251L53 248V246H51V245H49V244H45L44 245V247H42L41 249H34V250H30V251H26V253L22 256V258H20V260H18L19 259V257H20V255H19V257H18V261L17 262H15L16 260L14 259V260H12V261H14V263L13 264H57V262L59 263V261H58V259H57V256ZM62 255L63 256H65V253H62ZM61 255V256H62ZM70 255H72V252H71V254ZM83 255L84 254H82V258H83ZM94 255V254H93ZM96 255V254H95ZM207 255V254H206ZM262 255V254H261ZM62 256V257H63ZM68 256H69V254H68ZM75 256H76V253H75ZM75 256L73 257L76 261H78V262H80V264H83V263H81L82 262V260L81 261H79L78 260V258L76 259L75 258ZM89 256V255H88ZM88 256H86V257H88ZM107 256V255H106ZM116 256H118V255H116ZM126 256H128V254L126 255ZM157 256V255H156ZM60 257V256H59ZM66 257V256H65ZM72 257V256H71ZM94 257V256H93ZM115 257V256H114ZM119 257H117V258H119ZM259 257H260V254H259ZM68 258H70V257H68ZM67 258V259H68ZM73 258H71L69 261H73L72 259ZM80 258V257H79ZM116 258V257H115ZM121 258H125V256H123V257H121ZM129 258V257H128ZM127 258V259H128ZM131 258V257H130ZM155 258V261H157V263L160 261L161 262V260L160 259H162V262L164 261L163 260V256L160 258V259H157L156 257H154ZM237 258V259H236ZM246 258V259H247ZM257 258H258V256H257ZM262 258H264V257H262ZM89 259V258H88ZM105 260L106 259H108V258H104ZM136 259V258H135ZM166 259V258H165ZM173 259V258H172ZM74 260V261H75ZM86 260V259H85ZM92 260H93V258H92ZM95 260V259H94ZM115 260V259H114ZM122 260V259H121ZM131 260V259H130ZM261 260H263V259H261ZM60 261H61V259H60ZM65 262L66 260L63 258L62 259V261H61V263L62 262ZM68 261V260H67ZM83 261H84V259H83ZM119 262H120V260H118ZM117 261V262H118ZM124 262H125V260H123ZM140 261V260H139ZM240 261V260H239ZM244 261V260H243ZM254 261V260H253ZM252 261V262H253ZM63 262V263H64ZM70 262V263H71ZM77 262V263H78ZM102 262V261H101ZM107 262H109V261H107ZM111 262H113V260H111ZM167 262V261H166ZM165 262V263H166ZM242 262V261H241ZM240 262V263H241ZM262 262H264V260L262 261ZM62 263V264H63ZM69 263V264H70ZM75 263V262H74ZM114 263V262H113ZM112 263V264H113ZM126 263H128V262H125V264ZM130 263V262H129ZM11 264V263H10ZM60 264V263H59ZM65 264H67V263H65ZM76 264V263H75ZM102 264V263H101ZM104 264H106V262L104 263ZM111 264V263H110ZM115 264V263H114ZM118 264H122V263H118Z\"/></svg>",
  "mask_w": 264,
  "mask_h": 264
}]
</instances>
